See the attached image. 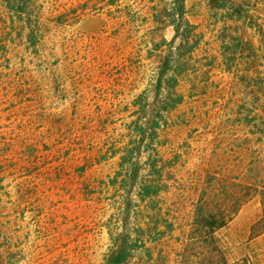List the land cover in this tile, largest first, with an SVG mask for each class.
<instances>
[{
    "label": "rangeland",
    "instance_id": "obj_1",
    "mask_svg": "<svg viewBox=\"0 0 264 264\" xmlns=\"http://www.w3.org/2000/svg\"><path fill=\"white\" fill-rule=\"evenodd\" d=\"M35 3V46L0 55V264H264V0H184L197 30L168 112L155 3Z\"/></svg>",
    "mask_w": 264,
    "mask_h": 264
},
{
    "label": "trees",
    "instance_id": "obj_2",
    "mask_svg": "<svg viewBox=\"0 0 264 264\" xmlns=\"http://www.w3.org/2000/svg\"><path fill=\"white\" fill-rule=\"evenodd\" d=\"M101 8H107L115 18L127 17L125 0H90ZM154 5L149 7L153 22L160 26L171 27L174 35L170 42L163 40L169 46V55L164 60L158 79L157 87L161 89L162 84H166L167 96L165 97L164 110L170 111L183 102V95L177 92L180 77L186 71V58L193 48L194 37L196 36L197 26L192 24L187 18V11L184 0H150ZM5 8L8 12L9 22L0 17V55L7 52L9 44L14 42V35L18 38L25 37L27 43L35 46L37 39L40 37L39 16L36 14L35 0H3ZM95 5V6H97ZM233 19L239 17L232 15ZM179 44L174 46L175 42ZM170 71L171 75L163 81V78ZM158 123H154L156 126ZM151 126V129H154ZM125 159V157H122ZM140 198L144 199L157 194V189L151 186H143L140 189ZM244 196V195H243ZM245 196H250L246 194ZM262 216L255 224L264 234V193H262ZM238 211V208H230L220 213H207L201 218V226L207 230L208 234H212L215 230L225 226ZM127 254L119 252L112 254L106 260V264H122Z\"/></svg>",
    "mask_w": 264,
    "mask_h": 264
},
{
    "label": "crops",
    "instance_id": "obj_3",
    "mask_svg": "<svg viewBox=\"0 0 264 264\" xmlns=\"http://www.w3.org/2000/svg\"><path fill=\"white\" fill-rule=\"evenodd\" d=\"M184 5H185V3H184ZM189 20V19H188Z\"/></svg>",
    "mask_w": 264,
    "mask_h": 264
}]
</instances>
